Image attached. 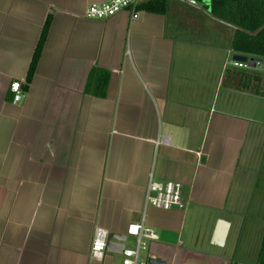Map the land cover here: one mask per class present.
Wrapping results in <instances>:
<instances>
[{
    "label": "crops",
    "instance_id": "crops-1",
    "mask_svg": "<svg viewBox=\"0 0 264 264\" xmlns=\"http://www.w3.org/2000/svg\"><path fill=\"white\" fill-rule=\"evenodd\" d=\"M101 1L0 0V264H120L110 251L88 262L93 228L128 248L134 223L155 235L144 255L232 264L220 250L247 195L238 207L228 195L247 139L264 129V92L243 74L256 69L223 66L233 29L198 7L83 17ZM93 69L105 74L101 96L85 91ZM149 179L179 182L184 205H145ZM218 219L229 224L221 246L210 242Z\"/></svg>",
    "mask_w": 264,
    "mask_h": 264
},
{
    "label": "built area",
    "instance_id": "built-area-1",
    "mask_svg": "<svg viewBox=\"0 0 264 264\" xmlns=\"http://www.w3.org/2000/svg\"><path fill=\"white\" fill-rule=\"evenodd\" d=\"M152 0H102L100 3L88 5L83 13L84 18L105 20L120 13L127 12L129 20H135L139 16L141 6ZM189 7L197 8L199 0H176ZM250 60V59H249ZM253 62L254 68L264 67V59L250 60ZM228 65L237 68H248L246 62H239L233 59L225 61L223 66ZM10 90L13 93V103L19 104L24 96V90L21 89L19 82H12ZM164 143V137L157 140ZM199 154V153H197ZM182 185L175 181H155L149 179L144 189L145 205L153 206L161 209H169L172 207H181L184 205ZM126 235L134 240L132 247L123 248L120 264H170L165 262H150L155 258L144 255L148 249L149 241L155 239V235L151 229L143 227L141 223L130 224L126 228ZM107 233L100 227H94L92 231L91 241L87 254L88 262H100L106 244ZM148 252V251H147Z\"/></svg>",
    "mask_w": 264,
    "mask_h": 264
},
{
    "label": "trees",
    "instance_id": "trees-1",
    "mask_svg": "<svg viewBox=\"0 0 264 264\" xmlns=\"http://www.w3.org/2000/svg\"><path fill=\"white\" fill-rule=\"evenodd\" d=\"M141 9L154 13H163L166 10V0L148 1L141 6ZM210 15L233 29L230 49L234 55L244 56L250 60L264 59V0H210ZM46 26L47 20L44 22L40 40L32 56L27 81L34 71ZM98 71V69H93L90 72L85 91L101 96L103 95L105 74H101ZM243 74L245 79L253 78L255 80L256 83L252 86V89H254L253 93L264 92L263 78L257 74ZM253 249V253L249 251L252 253L251 257L253 258L249 264H264V224L257 244Z\"/></svg>",
    "mask_w": 264,
    "mask_h": 264
},
{
    "label": "rangeland",
    "instance_id": "rangeland-1",
    "mask_svg": "<svg viewBox=\"0 0 264 264\" xmlns=\"http://www.w3.org/2000/svg\"><path fill=\"white\" fill-rule=\"evenodd\" d=\"M197 7L206 13H210V0H199V4ZM255 74L264 79L263 66H260L258 69H256ZM256 133L257 135L252 136L251 139H247V143L241 155V159H239L233 185L231 186L228 195L229 205H235L237 207L241 203V193H243V195H247L246 206L244 207V211L242 214L243 221L241 223V228L238 236H236L233 240L232 234L230 233V236L227 239L224 248H221L220 250L224 252L225 255L230 253V255L233 256L234 262L232 261V264H237L235 263L236 260H242L246 256H252V253L254 252L253 247L259 238L262 226L264 224L263 127H261L260 130ZM248 166L250 168H248ZM247 179L249 180L248 185ZM130 241V238L126 239L127 246L129 245L128 247H132L134 245V243ZM246 245L247 247L245 249ZM249 251H251L252 253H250Z\"/></svg>",
    "mask_w": 264,
    "mask_h": 264
},
{
    "label": "water",
    "instance_id": "water-1",
    "mask_svg": "<svg viewBox=\"0 0 264 264\" xmlns=\"http://www.w3.org/2000/svg\"><path fill=\"white\" fill-rule=\"evenodd\" d=\"M232 59L239 62H246L248 67L254 68L253 62L248 61V59L244 56L234 55ZM228 225H229L228 222L225 220L222 219L217 220L210 241L212 245L221 246L223 244V241L227 233ZM124 240H125V236L123 235H117V234L108 235L106 238L105 251L121 253L124 246L123 245ZM150 262H161V261L159 259H154V260H150Z\"/></svg>",
    "mask_w": 264,
    "mask_h": 264
}]
</instances>
